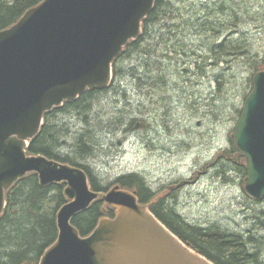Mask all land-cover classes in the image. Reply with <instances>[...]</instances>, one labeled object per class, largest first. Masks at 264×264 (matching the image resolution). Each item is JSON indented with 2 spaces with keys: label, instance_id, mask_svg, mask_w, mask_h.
<instances>
[{
  "label": "water",
  "instance_id": "95a60500",
  "mask_svg": "<svg viewBox=\"0 0 264 264\" xmlns=\"http://www.w3.org/2000/svg\"><path fill=\"white\" fill-rule=\"evenodd\" d=\"M155 0H43L13 26L0 31V215L6 191L27 173L40 184L66 182L68 200L57 213L59 234L40 264H215L187 246L150 210L137 192L112 186L102 196L116 205L113 218L102 217L82 236L72 223L101 193L90 188L78 166L28 155L43 116L88 88H105L112 61L142 31V19ZM235 133L247 159L246 190L264 196V71L254 76Z\"/></svg>",
  "mask_w": 264,
  "mask_h": 264
},
{
  "label": "trees",
  "instance_id": "16d2710c",
  "mask_svg": "<svg viewBox=\"0 0 264 264\" xmlns=\"http://www.w3.org/2000/svg\"><path fill=\"white\" fill-rule=\"evenodd\" d=\"M41 1L43 0H0V30L16 23L28 9ZM250 8L245 0H157L154 9L144 20L142 35L130 41L115 59L114 74L123 77L130 72L122 64L125 59L144 58L142 69H146L142 73L138 70L131 73L141 80L145 79L144 86L148 91H159L163 85L168 86L172 78L178 79L185 76L184 74L190 76L191 71L180 69L177 62L184 60L188 52L196 54L190 41L200 37L205 42L201 46L205 55L197 54L194 61L187 55V65L194 63L195 69H199L201 64L210 63L219 69L243 63L246 69L245 99L252 89L254 73L264 69V46L258 47L249 43L246 33L239 28L241 20H258V15ZM259 33L264 37V29ZM161 60L168 62L163 77L159 64ZM227 77L222 72L221 76H217L216 89H224ZM93 92L89 91L74 100V111L65 114L74 125L77 124L74 119L87 122L88 114H92L90 106ZM241 112L242 108L239 109V115ZM107 116L102 118L108 119ZM113 120L117 121V118ZM127 121L128 119L119 117L117 126H123ZM55 122L53 127H46L45 124L41 133L30 144L29 153H42L50 158L82 166L90 176L92 188L105 190L102 181L84 163L94 158L92 152L97 135L85 128L74 132L66 122ZM230 142L231 148L219 156L215 166H221L220 162L224 159L232 161L231 157L238 155L239 150L234 140L230 139ZM63 149L70 155L61 156L56 153ZM241 160L244 161V158ZM229 165L237 167L241 173L247 175L243 162ZM117 181L122 187L136 189L139 200L144 203L151 201L157 194L145 178L136 173L122 175ZM64 187V183L43 187L39 183L38 175L30 173L8 191V205L0 217V264H39L45 249L58 236L56 214L66 202ZM103 206L104 203L98 200L75 216L73 223L82 235H88L103 215H114L113 207L107 206V211L104 212ZM151 209L186 244L198 249L217 264H264V245L250 231L241 233L224 229L219 224L202 226L189 223L177 212L174 203L163 198L157 200Z\"/></svg>",
  "mask_w": 264,
  "mask_h": 264
},
{
  "label": "rangeland",
  "instance_id": "374dc122",
  "mask_svg": "<svg viewBox=\"0 0 264 264\" xmlns=\"http://www.w3.org/2000/svg\"><path fill=\"white\" fill-rule=\"evenodd\" d=\"M245 3L258 15V20H241L239 28L246 33L249 43L264 46V37L259 33L264 29V0H245ZM204 43L200 37L190 41L196 54L188 52L184 60L177 62L180 69L186 68L188 56L194 61L197 54L205 55L201 47ZM122 64L130 72L142 73L146 69H142L144 58H128ZM159 64L163 77L168 62L161 60ZM187 67L190 76L172 78L168 86L151 92L144 86V78H133L127 72L115 80L111 91L93 95L92 114H88L87 122L74 119L77 123L74 125L67 116L60 121L66 122L74 132L85 128L97 135L94 158L89 163L98 168L97 175L105 184L118 175L139 172L149 184L159 188L190 179L199 171L197 181L176 194L177 212L189 223L219 224L241 233L250 231L264 245V201L255 202L247 195L243 188L246 175L229 165L234 164L232 161L224 159L221 166L214 165L222 151L231 148L230 134L239 120V109L247 93L245 65L240 62L231 68L218 69L209 63L195 69L192 63ZM221 72L228 79L224 89H216V78ZM140 84L145 92L140 90ZM106 115L109 118L103 119ZM113 117L128 119L130 129L134 125L132 118L143 119L145 129L133 128L125 135L122 126H117L118 120L111 124Z\"/></svg>",
  "mask_w": 264,
  "mask_h": 264
},
{
  "label": "flooded vegetation",
  "instance_id": "af4514ba",
  "mask_svg": "<svg viewBox=\"0 0 264 264\" xmlns=\"http://www.w3.org/2000/svg\"><path fill=\"white\" fill-rule=\"evenodd\" d=\"M68 107H69V105L65 104V105L61 108V110H62V111H65V110L68 109ZM55 110H57V109H55ZM55 110H54V111H55ZM52 112H53V111H52ZM63 143H64V142H63ZM61 152H67V153H69L67 150H58L56 153L60 154L61 156H66V155L62 154Z\"/></svg>",
  "mask_w": 264,
  "mask_h": 264
},
{
  "label": "bare ground",
  "instance_id": "6f19581e",
  "mask_svg": "<svg viewBox=\"0 0 264 264\" xmlns=\"http://www.w3.org/2000/svg\"><path fill=\"white\" fill-rule=\"evenodd\" d=\"M50 159H52V158H50Z\"/></svg>",
  "mask_w": 264,
  "mask_h": 264
}]
</instances>
